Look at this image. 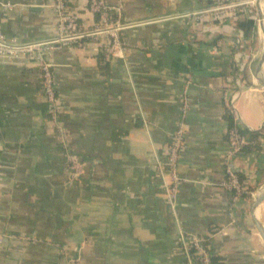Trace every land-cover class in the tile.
I'll return each instance as SVG.
<instances>
[{
    "label": "crops",
    "instance_id": "crops-1",
    "mask_svg": "<svg viewBox=\"0 0 264 264\" xmlns=\"http://www.w3.org/2000/svg\"><path fill=\"white\" fill-rule=\"evenodd\" d=\"M9 1L13 9L0 10L6 38L56 35L53 0ZM105 1L121 6L123 22L141 23L120 32L121 55L109 61L100 60L104 39L53 50L62 137L50 123L37 67L0 65V264H190L189 235L207 240L213 264H264L257 227L264 230V199L254 208L264 189V137L258 149L228 161L249 195L233 200L223 188L225 93H238L239 126L264 134L262 39L250 54L258 8L173 19L249 0ZM263 2L256 0L260 9ZM67 7L82 28L92 27L88 0H67ZM244 15L255 19L249 38L235 24ZM179 123L184 147L172 206L163 163ZM67 155L81 163L74 181Z\"/></svg>",
    "mask_w": 264,
    "mask_h": 264
},
{
    "label": "built area",
    "instance_id": "built-area-1",
    "mask_svg": "<svg viewBox=\"0 0 264 264\" xmlns=\"http://www.w3.org/2000/svg\"><path fill=\"white\" fill-rule=\"evenodd\" d=\"M256 6V0L236 1L230 4L220 3L212 8H207L188 14L170 16L168 18H195L200 20L203 16L217 17L223 15L226 11H234L243 6ZM14 5L9 0H0V10H12ZM53 11L56 19V35L47 40L32 42H18L8 39L0 32V65L14 64L20 60L30 61L38 69L40 77V86L44 95L50 123L54 126L60 137L63 136V130L58 122L60 113L58 99L55 91V83L51 74L50 57L53 50L58 47L70 44L81 45L85 40H101L100 53L105 61L121 55V42L119 40L120 32L132 28L141 22H123L121 20V6H110L105 0H88V11L94 16L91 28H82L78 22L76 14L67 7V0H53ZM238 84V83H237ZM238 93L223 96V103L227 111L233 117L234 127L227 130L228 152L226 156L225 172L226 180L223 182V188L228 190L233 200L244 195H249L243 185L239 182L237 176L229 166V159L239 154L241 147L246 144L245 139L239 135L237 127V113L235 101ZM186 104L183 106L182 116L186 113ZM182 120V119H181ZM237 126V127H236ZM184 147V133L182 123H179L176 130L170 134L167 144V154L164 167L167 172L168 181L166 182V194L172 206H174L175 196L181 179L177 172L179 154ZM66 165L69 169L70 180L74 181L82 173L81 163L73 155L66 156ZM1 242V239H0ZM187 260L190 264H212L211 255L204 246V239L201 236L189 235L187 243L184 245Z\"/></svg>",
    "mask_w": 264,
    "mask_h": 264
},
{
    "label": "trees",
    "instance_id": "trees-1",
    "mask_svg": "<svg viewBox=\"0 0 264 264\" xmlns=\"http://www.w3.org/2000/svg\"><path fill=\"white\" fill-rule=\"evenodd\" d=\"M250 13L251 14L253 13L252 10ZM235 24H236L237 28H239L243 32V35L245 37H247V38L251 37L253 29L255 27V19L244 15V17L237 20L235 22ZM100 60L103 61L102 55H100ZM228 123H229L228 129H231L234 127L233 117L230 113H228ZM237 129H238L239 135L242 136L246 141V144L241 147L239 154L247 153L253 149H258L260 147V143L258 140H259V138L264 137V134H262L260 132H250L241 126H238ZM206 242H207V240L204 238V246L205 247H206ZM211 262H212V256H211ZM212 264H213V262H212Z\"/></svg>",
    "mask_w": 264,
    "mask_h": 264
},
{
    "label": "water",
    "instance_id": "water-1",
    "mask_svg": "<svg viewBox=\"0 0 264 264\" xmlns=\"http://www.w3.org/2000/svg\"><path fill=\"white\" fill-rule=\"evenodd\" d=\"M257 16H258V23H260V21H261V9H260V6L258 7V15ZM263 199H264V189L259 194V196L255 199V201H254V208L257 207L263 201ZM257 227H258V229L260 231V234L262 236V239L264 241V230H263V228L259 224L257 225Z\"/></svg>",
    "mask_w": 264,
    "mask_h": 264
},
{
    "label": "bare ground",
    "instance_id": "bare-ground-1",
    "mask_svg": "<svg viewBox=\"0 0 264 264\" xmlns=\"http://www.w3.org/2000/svg\"><path fill=\"white\" fill-rule=\"evenodd\" d=\"M261 4V3H260ZM262 7V12H264V5H261ZM264 24V21L263 20H261L260 21V31H259V35H260V39H262L263 40V44H264V31H262V25ZM262 56L264 55V48H262V51H261V53H260ZM264 57V56H263ZM255 78H257V77H255ZM259 78V77H258ZM259 82H261V84L264 86V80H263V78H259Z\"/></svg>",
    "mask_w": 264,
    "mask_h": 264
},
{
    "label": "rangeland",
    "instance_id": "rangeland-1",
    "mask_svg": "<svg viewBox=\"0 0 264 264\" xmlns=\"http://www.w3.org/2000/svg\"><path fill=\"white\" fill-rule=\"evenodd\" d=\"M263 4H264V2H263ZM262 15V14H261ZM254 34H255V42H254V47L252 48L251 47V50H250V54H253L255 51H257V47L260 49V47H261V44H260V41L258 40L259 39V33H258V31H257V27H255V30H254ZM259 36V37H258ZM257 40H258V42H257ZM247 62H249L250 63V59L248 58V60H247ZM259 81V80H258ZM257 82V81H256ZM258 84V83H257Z\"/></svg>",
    "mask_w": 264,
    "mask_h": 264
}]
</instances>
